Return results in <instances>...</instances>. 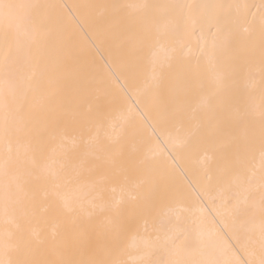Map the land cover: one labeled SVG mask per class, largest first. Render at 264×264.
<instances>
[{"label": "snow or ice", "instance_id": "1", "mask_svg": "<svg viewBox=\"0 0 264 264\" xmlns=\"http://www.w3.org/2000/svg\"><path fill=\"white\" fill-rule=\"evenodd\" d=\"M46 7L0 0L6 25L0 51V264H264V104L256 113L247 91L251 83H241L257 62L264 82V0L91 6L120 17L148 48L165 38V29L199 30L210 84L199 74H178L179 91L166 83L165 69L178 60L173 48L163 59L152 52L160 72L142 91L166 123L209 129L210 136L191 144L187 136L177 137L176 144L193 151L210 144L216 153L202 179L208 199L219 201L216 214L231 219L227 251L240 257L233 260L224 258L216 240L205 238L200 225L207 206L199 194L186 203L201 176L181 184L146 159L126 161L115 143L101 140L98 120L105 105H97L95 118L79 111L84 81L74 76L67 87L58 86L46 56L49 29L37 22L36 10ZM25 65L29 71L21 74ZM194 94L195 105L189 100ZM144 173L153 178L147 194L136 180ZM85 174L88 183L81 185ZM106 182L119 186L121 195L104 202ZM125 193L137 202L134 211L124 207Z\"/></svg>", "mask_w": 264, "mask_h": 264}, {"label": "bare ground", "instance_id": "2", "mask_svg": "<svg viewBox=\"0 0 264 264\" xmlns=\"http://www.w3.org/2000/svg\"><path fill=\"white\" fill-rule=\"evenodd\" d=\"M6 3L18 5H47L49 7L36 10L37 22L46 23L49 29L46 56L52 70V77L61 88L67 87L72 78L84 81L85 87L78 99L79 111L95 118L98 104H104L105 110L99 117L101 140L106 145L119 148L126 161L139 164L147 160L154 171L168 172L176 183L186 184L187 180H195L201 176L199 183L188 189L186 203L192 205L197 195L207 206L202 217V229L205 238L216 240L224 250V258L239 259L227 251L228 236L232 232L231 219L218 215L213 204L205 195L207 181L202 179V168L211 164L216 153L210 144L202 145L193 151L191 147L181 148L176 144L177 137L189 138L194 143L198 138L210 136L206 126L197 127L195 122L179 125L166 123L161 115L149 105V97L142 91L146 82L159 74L158 65L152 61V52L156 51L161 59L176 49L177 61L171 68L165 69V81L180 89L176 79L178 74H199L206 84H210L212 71L209 69L198 29L177 27L165 29L167 35L159 42L153 41L151 48L145 47L126 31L120 17L110 10L91 7L114 3H156V4H259L260 0H4ZM24 9L18 10L22 16ZM5 22L0 20V51L3 49ZM258 41V36H257ZM134 54L130 55V50ZM29 71L25 65L21 74ZM251 83L247 89L251 93L253 110L258 113L264 104V82L261 80L257 62L254 70L242 75V86ZM183 99V94H180ZM165 100L168 97L165 96ZM195 105L197 96L189 97ZM3 146L0 145V153ZM144 167V165H140ZM75 178V176H73ZM152 176L144 173L136 180L141 182L140 191L147 194L152 188ZM89 177L79 176L81 185H87ZM113 187L117 188L113 192ZM87 191V187L84 189ZM100 195L104 202L112 197H119V186L106 182ZM129 211L135 210L136 201L124 194ZM97 200V203H100ZM3 218L0 217V224ZM149 222L148 229L151 231ZM126 246L132 245L129 237ZM86 258V257H78Z\"/></svg>", "mask_w": 264, "mask_h": 264}]
</instances>
